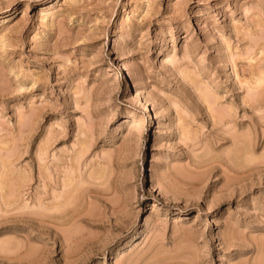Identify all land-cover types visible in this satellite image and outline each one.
<instances>
[{"label": "rangeland", "instance_id": "rangeland-1", "mask_svg": "<svg viewBox=\"0 0 264 264\" xmlns=\"http://www.w3.org/2000/svg\"><path fill=\"white\" fill-rule=\"evenodd\" d=\"M0 264H264V0H0Z\"/></svg>", "mask_w": 264, "mask_h": 264}, {"label": "bare ground", "instance_id": "bare-ground-1", "mask_svg": "<svg viewBox=\"0 0 264 264\" xmlns=\"http://www.w3.org/2000/svg\"><path fill=\"white\" fill-rule=\"evenodd\" d=\"M219 114V113H218ZM218 116H222V115H218ZM224 116V115H223ZM221 119H222V117H221Z\"/></svg>", "mask_w": 264, "mask_h": 264}]
</instances>
